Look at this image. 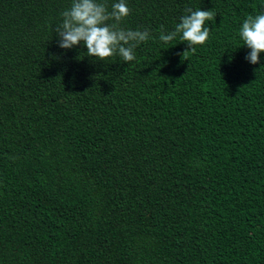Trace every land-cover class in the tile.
I'll list each match as a JSON object with an SVG mask.
<instances>
[{"label":"trees","instance_id":"1","mask_svg":"<svg viewBox=\"0 0 264 264\" xmlns=\"http://www.w3.org/2000/svg\"><path fill=\"white\" fill-rule=\"evenodd\" d=\"M111 10L119 0H100ZM72 0H0V264H264V0H126L136 59L62 49ZM211 10L188 52L185 9Z\"/></svg>","mask_w":264,"mask_h":264},{"label":"clouds","instance_id":"2","mask_svg":"<svg viewBox=\"0 0 264 264\" xmlns=\"http://www.w3.org/2000/svg\"><path fill=\"white\" fill-rule=\"evenodd\" d=\"M175 30L164 34L161 26L160 41L172 42L178 35L180 42H186L187 48L182 58L186 60L189 51L195 52L196 46L204 45L209 39L210 29L206 21H214L216 14L211 10L185 9ZM131 14L126 0L113 3L111 10L100 0H72L71 6L61 13L62 20L54 31L60 48L68 50L81 44L86 46L87 56L97 61H107L119 56L124 62L136 59L134 50L150 39L148 30L125 29L121 26ZM239 36L250 52L245 59L255 65L260 62L264 52V14L249 15L242 23Z\"/></svg>","mask_w":264,"mask_h":264}]
</instances>
